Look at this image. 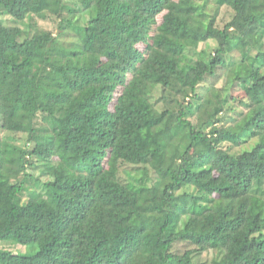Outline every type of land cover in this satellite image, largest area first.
<instances>
[{
    "label": "trees",
    "instance_id": "obj_1",
    "mask_svg": "<svg viewBox=\"0 0 264 264\" xmlns=\"http://www.w3.org/2000/svg\"><path fill=\"white\" fill-rule=\"evenodd\" d=\"M208 1L0 0V130L34 145L17 179L0 151V264H264V0Z\"/></svg>",
    "mask_w": 264,
    "mask_h": 264
},
{
    "label": "rangeland",
    "instance_id": "obj_2",
    "mask_svg": "<svg viewBox=\"0 0 264 264\" xmlns=\"http://www.w3.org/2000/svg\"><path fill=\"white\" fill-rule=\"evenodd\" d=\"M207 11L210 14H215L217 12L214 0L208 1ZM232 16H233V12L229 8L224 7L219 9L218 17H217L218 25L220 27H223L227 22L231 20ZM1 21L4 24H6L5 18H2ZM38 28L40 30L50 31L55 36H58L60 33V30L58 29V22L56 19L38 18L36 19L35 24H33V29L36 30ZM60 41L62 42L66 41L65 37L60 36ZM201 47L203 48L204 44L201 45ZM215 47H216V43L212 42L210 49ZM221 72L222 71L219 70V73ZM223 82L224 80H219L217 87L221 88ZM242 95L243 94L240 95L237 92L235 93V96H242ZM168 106L171 108H177V103L173 101H169ZM37 123L40 129H48L49 127V123L45 121L38 120ZM33 146H34L33 143L32 144L27 143L26 135L15 136L9 133H4L0 130V151L5 155V159L7 163V173L11 178L17 179L18 177L23 176L24 171L22 170V165L25 164L24 159L26 158L23 155V153L27 149H32ZM25 170H26L25 172L32 173L35 177L40 176L39 170L29 169L28 166H26ZM256 194H259L260 196L264 197V192L260 191V189L256 190ZM1 247L10 249L15 253L25 251V248H23L22 246L19 245L12 246L9 243H4L1 245ZM180 250H183V246L180 247Z\"/></svg>",
    "mask_w": 264,
    "mask_h": 264
}]
</instances>
